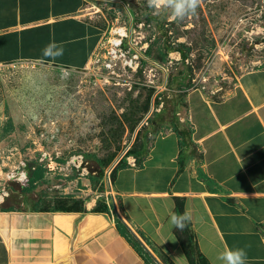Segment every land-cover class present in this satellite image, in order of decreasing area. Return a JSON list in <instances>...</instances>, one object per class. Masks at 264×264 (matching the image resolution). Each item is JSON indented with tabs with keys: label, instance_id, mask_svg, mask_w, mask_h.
<instances>
[{
	"label": "crops",
	"instance_id": "obj_1",
	"mask_svg": "<svg viewBox=\"0 0 264 264\" xmlns=\"http://www.w3.org/2000/svg\"><path fill=\"white\" fill-rule=\"evenodd\" d=\"M86 4L0 0V66L85 69L104 36ZM52 43L63 50L55 59L44 53ZM199 95L187 96L186 125L155 127L138 156L126 158L112 185L113 211L90 202L82 211L42 212L28 198L23 209L0 208V264H148L116 218L155 264H189L187 248L208 264L237 248L247 264H264V68L241 74L222 100ZM185 212L192 219L184 229L170 224Z\"/></svg>",
	"mask_w": 264,
	"mask_h": 264
},
{
	"label": "rangeland",
	"instance_id": "obj_2",
	"mask_svg": "<svg viewBox=\"0 0 264 264\" xmlns=\"http://www.w3.org/2000/svg\"><path fill=\"white\" fill-rule=\"evenodd\" d=\"M122 1L87 0L84 14L105 37L130 17L143 23L137 67L0 66V208L23 209L28 198L38 211L90 202L113 211L110 173L155 123L186 125L187 96L222 100L241 74L264 68V0H201L184 20Z\"/></svg>",
	"mask_w": 264,
	"mask_h": 264
},
{
	"label": "built area",
	"instance_id": "obj_3",
	"mask_svg": "<svg viewBox=\"0 0 264 264\" xmlns=\"http://www.w3.org/2000/svg\"><path fill=\"white\" fill-rule=\"evenodd\" d=\"M105 1V0H96ZM118 3L124 4L123 1ZM118 23V18L115 19ZM143 23L134 24L133 18L120 26H117L110 30L109 36L101 39L97 49L93 53L91 58L100 68L112 69L116 63H121L124 67L132 68L137 67L140 61H144L145 58L142 54V48L136 50V47L140 44V38L137 37V30L142 29ZM129 165L135 166V158H131L128 161ZM7 193L2 190L0 192V203L4 202V198Z\"/></svg>",
	"mask_w": 264,
	"mask_h": 264
},
{
	"label": "clouds",
	"instance_id": "obj_4",
	"mask_svg": "<svg viewBox=\"0 0 264 264\" xmlns=\"http://www.w3.org/2000/svg\"><path fill=\"white\" fill-rule=\"evenodd\" d=\"M200 3L201 0H147V6L153 9L156 14H169L172 20H184L189 16L196 15ZM44 53L55 59L63 54V50L52 43L45 48ZM191 219L189 212H185L183 215L173 214L170 224L182 230ZM216 260L219 261V264H247V253L242 248L225 249L218 253Z\"/></svg>",
	"mask_w": 264,
	"mask_h": 264
},
{
	"label": "trees",
	"instance_id": "obj_5",
	"mask_svg": "<svg viewBox=\"0 0 264 264\" xmlns=\"http://www.w3.org/2000/svg\"><path fill=\"white\" fill-rule=\"evenodd\" d=\"M151 20H152V17L148 19V21H151ZM158 25L161 26V23L158 22ZM169 50H167V52H169ZM177 51L180 53L179 50H177ZM182 57H183V59L185 58V53H182ZM155 127H165L164 126V122L162 120H160L158 123H155ZM139 149L143 150L144 146H140L137 150L129 149L126 152V154L122 157V159L115 165V167L112 169V171L110 173L111 184H113V182H114V179H115L117 171L119 169L127 166L126 158L129 157V156H133V157L136 158L138 156V150ZM82 210H83V207L82 208H78V209H74V208H72L70 206H67V205H60V206H57V207H55V208H53L51 210H44L42 212H55V211L71 212V211H82ZM94 210L97 211V212H106L107 208L104 207L102 209H94ZM115 223H116L117 228L119 229V232L122 235H124L130 242H131V239L134 240V242H131L133 244L134 248L143 257V259L149 264L148 260L152 259L151 255L148 252L144 251V249H143L142 245L140 244V242L132 237L130 232L127 230L126 226L122 223V221L119 218H116ZM195 263L196 264H198V263L199 264H208L206 262V260L200 255L197 256L195 262L193 260L191 261V264H195Z\"/></svg>",
	"mask_w": 264,
	"mask_h": 264
}]
</instances>
